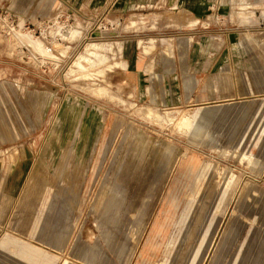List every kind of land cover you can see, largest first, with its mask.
<instances>
[{
	"label": "rangeland",
	"instance_id": "374dc122",
	"mask_svg": "<svg viewBox=\"0 0 264 264\" xmlns=\"http://www.w3.org/2000/svg\"><path fill=\"white\" fill-rule=\"evenodd\" d=\"M180 2L0 0V264H264V0Z\"/></svg>",
	"mask_w": 264,
	"mask_h": 264
},
{
	"label": "crops",
	"instance_id": "0c3cea01",
	"mask_svg": "<svg viewBox=\"0 0 264 264\" xmlns=\"http://www.w3.org/2000/svg\"><path fill=\"white\" fill-rule=\"evenodd\" d=\"M179 6H187L189 9H196V2L195 0H181L180 5ZM178 13H189V10H187L185 7L180 9L178 11ZM195 22H197L195 19L189 22V25L194 24ZM170 62V60H169ZM197 114V113H196Z\"/></svg>",
	"mask_w": 264,
	"mask_h": 264
}]
</instances>
